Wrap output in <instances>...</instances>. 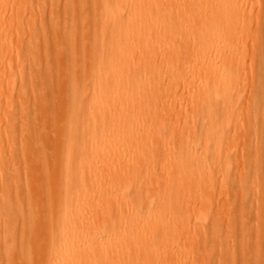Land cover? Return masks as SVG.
Instances as JSON below:
<instances>
[{
	"label": "bare ground",
	"instance_id": "6f19581e",
	"mask_svg": "<svg viewBox=\"0 0 264 264\" xmlns=\"http://www.w3.org/2000/svg\"><path fill=\"white\" fill-rule=\"evenodd\" d=\"M34 1L38 3L37 18L42 28L33 25L26 34V15L29 10H35ZM46 1L12 0L16 11L10 24L6 22L10 0L0 10V73L4 75L0 78V101H5L0 106V264H194L196 248L193 251L189 236L192 239L196 236L197 231L192 233L190 226L193 221L197 222L191 217L198 211L205 222L207 217L204 216L210 215L209 206L214 203H210L211 194L218 185L214 184V170L223 169L222 180L227 184L231 173L228 166L234 168L230 159L238 160L235 161L237 154L233 153L237 143L229 145L232 138L229 141L228 129L238 120L239 116L233 115L236 108L240 118L243 110L246 112V107L243 110L240 107V113L235 105L244 101H240V97H244L241 74L243 66L246 69L245 42L249 41L243 38L244 34L248 35L245 32L250 20L247 12L258 0H76V3L71 0L76 5L67 21H61L62 14L56 10L60 0H48L50 13L45 19L42 4ZM258 6L260 3L256 9L262 11ZM10 32L19 39L16 48H12ZM257 32L250 34L254 38L253 46L257 45L254 53L263 52L262 40L258 41L261 33ZM24 34L29 37L27 42L22 39ZM41 36L42 43L39 42ZM51 51L58 66L59 88L55 100L59 116L52 126L39 118L44 103L35 105L36 122L42 129L52 131L32 136L27 115L30 109L24 101L41 89V74L49 71ZM16 69L30 71V89ZM255 75L259 88L263 82L260 73ZM180 89L183 97L179 100L177 91ZM258 106L252 111L256 113ZM249 108V112H243L246 117ZM263 109L264 105L262 114ZM258 114L262 122L264 116ZM234 116L237 120L233 121ZM249 125L253 126L251 121ZM241 129L238 128V134ZM249 131H246L247 138ZM236 135L231 137L234 139ZM37 137L41 138V145ZM253 145L255 147V139ZM231 152L232 157L228 159ZM243 157H248L242 161L248 165L249 153H244ZM253 161L251 159V164ZM28 168L37 174L27 171ZM260 168L256 169L259 176L261 172L264 174ZM245 172L242 175L246 178ZM263 174L259 180L264 178ZM244 177L242 182L248 180ZM23 178L26 179L25 192L20 182ZM254 179L256 181V177ZM255 181L250 182L251 185L255 186ZM12 182L17 184L11 185ZM152 184L157 186V191L150 189ZM246 185L249 187V180ZM243 188L237 189L241 194V190L245 191L243 198L251 189H256L253 187L248 192L249 188ZM19 191L23 195L17 194ZM263 194L258 195L264 197ZM233 201L231 204L235 206ZM259 202L257 210L261 211L264 207L259 208ZM241 204V208L246 206V203ZM239 209L238 214L243 209L247 211L244 207ZM213 215L215 219L211 217L209 223L215 220L218 223L212 222L209 226H214L209 229L214 231L215 227L212 235L221 243L223 236L220 240L221 236L216 237L223 229L216 230L220 227V215L217 214L218 218ZM194 218L197 220L196 216ZM263 218L260 222H264ZM245 222L241 234L247 238L244 233L249 222ZM232 223H227L228 228L235 227L237 222ZM241 224L239 228L243 227ZM203 227L208 228L206 224ZM207 228L204 232L209 230ZM226 228V233L222 231L225 234ZM229 230L231 239L236 228ZM258 232L256 238L259 239ZM202 233L198 232L196 237L199 234L201 237ZM188 245H191L190 250ZM261 245L256 246L258 251L253 248L257 256L259 251L261 254ZM247 246L242 248L244 253ZM220 248L226 253L221 254V260L230 261L228 249ZM242 250V259L251 253L246 252L243 257ZM259 256L262 263L264 256ZM209 257L213 256L208 255L207 259Z\"/></svg>",
	"mask_w": 264,
	"mask_h": 264
},
{
	"label": "rangeland",
	"instance_id": "374dc122",
	"mask_svg": "<svg viewBox=\"0 0 264 264\" xmlns=\"http://www.w3.org/2000/svg\"><path fill=\"white\" fill-rule=\"evenodd\" d=\"M6 2H7V0H0V10L4 7V4H6ZM259 2L260 3V9H262V11H260L259 9V11L256 9L257 8V5H259V3L257 4V3ZM254 4H253V7H252V9L250 10V9H248V12H247V19H250L249 21L247 20V23H248V31H245V32H247L248 33V35H243V38H244V36L245 37H247L248 38V42H247V40H246V45H247V47H246V57H245V66H246V69H245V67L243 66V70H244V73L242 72V76H241V88H242V94L244 93V97L242 98V96L240 97V101H242L241 99H244V101H242L243 103H241V102H239L238 101V104L237 105H235L236 107H238V110H239V108H240V110H243L245 107V110H246V112H249V110L247 109L248 107H251V108H249L250 109V113H248V116L250 115L251 117V119H249V118H247L246 117V115H244V113L243 112H245L244 110H243V112L241 113L240 112V110H239V112L241 113V114H243V116L241 115V118H242V120H239V119H241L240 118V114H237L236 112H238V111H236V109L234 110L235 111V113H234V111H233V115H237V117H238V120H239V122H241V126H240V123L239 122H237L238 120L236 119V117H235V119H234V117H231V120H237V121H235L237 124H238V126H240V127H238V126H236V123L235 122H231L232 124V126H233V128L232 127H230L229 129H228V132H230V134L231 135H229V141H230V138H232L231 139V141H233L234 140V143L232 144L231 143V141H230V146L231 145H233L234 146V144L235 143H237V144H235L236 146H234L235 148L233 149V146H232V149L234 150L233 151V153H234V155H236V156H238L237 158H236V156H234L235 157V161L236 162H234V159L232 158V159H230V161H232L233 162V167L234 168H232L233 169V172L232 171H230V170H232L231 169V167H232V165L231 166H228V164H227V166L230 168L228 171L229 172H231L230 173V179L227 181V184H226V181L224 182L223 180H222V171H223V169H222V171L221 172H219L218 171V169L216 170H214V173H215V180H216V183H214V184H218L217 185V187L215 186V190L213 189V194H211V200H210V203L213 201L214 203H211L212 204V206H209V207H211V209H209L210 210V215H209V213H208V215H209V217H208V215L207 216H204V217H207V219H204V221L205 222H203L202 220H203V215L201 214V213H197L196 212V214L197 215H199V217L194 213L193 215H192V217H191V215H189L190 217H191V219L192 220H195L197 223H200L201 224V231H199V229L198 228H200V227H198L197 226V223H195L194 221L192 222V220L190 219V221L192 222V224H191V231H193L192 233H194V234H196V232L195 231H197V234H196V236L198 235V232H203L202 234H204V237L202 236V234H201V237L203 238V239H205V240H202V238L200 237V234H199V237H196L195 235H193L192 233H191V235H193V237H194V239H192L191 237L192 236H189V242H190V244H194L193 245V251H194V249H195V251H194V257H198V255H199V259L197 258H194V264H196V262H197V264H222L223 262V264H227L228 262H229V264H245V262H246V264H262V263H264V233H261V231L264 229V222L263 221H261L260 222V220H262L261 219V217L263 218L264 217V214H262V213H264V212H262V210L264 209V208H262V207H264L263 205H260V204H264V197L263 196H259L258 194H263L264 193V186H263V179L264 178H262V180H259L260 179V176H262V170H263V172H264V166H262V164L264 165V162H263V160H264V118L262 119L263 121L261 122V116L259 117V115L260 114H258V113H261V115H263L264 116V114H262V111H261V107L264 105V103H263V101H264V93L261 95V93H258V92H260L261 90H263V92H264V59H263V57H264V0H258V1H256ZM262 2V3H261ZM75 3H76V0H75ZM73 1H71V0H60V5L58 6V7H56V10L58 11V13L62 16V18H61V21H67V20H69V18H70V15L74 12V10H75V8H74V6L76 5ZM257 4V5H256ZM262 4V5H261ZM43 7H44V17H45V19H47V16H49V13H50V5H49V2H48V0L46 1V2H44L43 4ZM15 5H12V0H10V4H9V6H8V8H6L8 11H7V14H6V22H7V24H10V22L13 20V16H14V13H15V11H16V8L14 7ZM256 6V7H255ZM34 7H35V10H29L28 12H27V15H26V22H25V28H26V34H27V32H28V30H29V28L30 27H33V25H36L37 26V28H39V29H41L42 28V26H41V22H40V20L37 18V14H38V3L36 2V1H34ZM68 9V10H67ZM35 11V12H34ZM67 11H68V13H67ZM70 12V13H69ZM258 12H260V15L258 14ZM261 12H262V14H261ZM13 14V15H12ZM259 15V16H258ZM66 19H64V18ZM251 17V18H250ZM260 17V18H259ZM259 18V19H258ZM64 19V20H63ZM257 20H259V23H258V21ZM256 22H257V25H256ZM261 23V24H260ZM260 25H262L261 27H260ZM46 27V29H48L49 27L46 25L45 26ZM258 27V28H257ZM257 28V29H256ZM259 28H261V29H259ZM255 29H256V32L258 31L259 32V30H260V32L258 33L257 32V34H260L261 33V36L259 35L258 37H260V38H258L257 36H255V37H257L259 40L258 41H260V39L262 40V42L260 43L261 44V47H262V44H263V52L262 51H258L257 50V53H254V52H252V51H254L255 49H253V48H255L257 45H254L253 46V43L254 42H252V41H254V38H253V36L251 37V35L250 34H255L256 32H255ZM259 29V30H258ZM262 31V32H261ZM252 32V33H251ZM255 32V33H254ZM256 34V35H257ZM25 35V34H24ZM22 36V39H23V41H25V42H27L28 41V39H29V37H28V35H25V36ZM10 38L11 39H13V45H12V48H16L17 46H18V42H19V39L15 36V34H12V32H10ZM250 36V37H249ZM263 39H262V38ZM256 38V39H257ZM21 39V40H22ZM255 39V40H256ZM44 41V39L42 38V36L39 38V42L40 43H42ZM24 42V43H25ZM248 43V44H247ZM257 43V42H256ZM257 49V48H256ZM255 54V56H254V54ZM258 53L260 54V56H261V58H260V56H258ZM53 56H52V55ZM255 57V58H254ZM259 57V58H258ZM51 58V59H50ZM50 58H48L49 59V71H42V74H41V76H42V78H41V80H42V86H41V89L39 90V92L37 91H35L36 93L33 95V96H31V97H29V100L28 101H24V104H25V106L27 107V108H29L30 110H29V113H27V115H28V125H29V127L32 129V132H31V135L33 136V133L34 134H37V136H40L41 134H44V132H47V131H52L51 129H48V128H45V129H42V127L40 126V124L38 123V122H36V119H37V114H36V108H35V105L37 106L38 104H40L41 102H43L44 103V109L41 111V117H39V118H41L42 120H45V121H47V122H49L50 123V125H54V124H56V122H57V119H58V116H59V114H58V109H57V104H58V101L57 100H55L56 99V93H57V91H58V88H59V82H58V80H57V68H58V66L54 63L55 62V56H54V53L51 51L50 52ZM255 59V60H254ZM249 61V62H248ZM260 62V63H259ZM244 63H243V65H244ZM249 63H251V64H249ZM248 65V66H247ZM252 66V67H251ZM256 66V67H255ZM248 68V69H247ZM255 68L256 69H258L259 68V70L258 71H256L255 70ZM56 69V70H55ZM252 69H254V71L252 70ZM242 70V71H243ZM256 71V72H255ZM16 72H17V74L18 75H20L19 77H23V80L24 81H26V84H27V87L30 89V87H31V82H30V75H31V73H30V71L27 69V70H25V71H19L18 69H16ZM260 73V77H261V79H260V77H259V79L261 80V82H263V84H259L260 86H259V88H258V85H257V83L256 82H258V78H257V76L255 75V73ZM17 75V76H18ZM4 75H3V72H1L0 73V78H2ZM256 76V77H255ZM18 77V78H19ZM253 78H255V81L253 82ZM260 80H259V82H260ZM252 82L254 83L253 84V86H252ZM19 83H20V81H19V79H17L16 80V84L17 85H19ZM46 85V86H45ZM255 85V86H254ZM261 86H262V88L263 89H261ZM253 87V88H252ZM253 91H252V90ZM181 91V89L180 90H178L177 91V94L178 93H180V95L178 94V97H179V100L183 97V95L181 94L182 92H180ZM252 92V93H251ZM46 93V94H45ZM251 95V96H248V95ZM35 95H36V97H35ZM182 95V96H181ZM17 96V95H16ZM260 96H262L261 97V99H260ZM248 97L250 98L249 99V101H248V103L249 102H251V103H247V99H248ZM251 97H254V98H251ZM45 99V100H44ZM254 99V100H253ZM263 99V101L261 102L260 100H262ZM251 100V101H250ZM253 100V101H252ZM254 102V103H253ZM261 102V103H263L262 104V106H261V103H260V105H259V103ZM240 103H241V106H239L240 105ZM245 103V104H244ZM246 103H247V105H248V107H247V105H246ZM256 103V104H255ZM3 104H5V101H0V106L2 107L3 106ZM250 104H251V106H250ZM244 105V106H243ZM246 105V106H245ZM253 105H254V108H253ZM259 105V106H258ZM257 106L259 107L258 109H257V112L255 113L254 111H252L253 109L254 110H256V108H257ZM235 108V107H234ZM258 110H259V112H258ZM245 112V113H246ZM263 113H264V109H263ZM256 114L258 115V117L256 116ZM232 115V116H233ZM245 116V117H244ZM255 116V117H254ZM257 117V118H256ZM243 118H247V120L245 119H243ZM254 118H255V120H254ZM256 119H258V120H256ZM244 120V122L246 121V123L245 124H243V126H242V123H244V122H242ZM250 121H251V125H253L254 124V121L256 122V124H254L252 127L249 125V123H250ZM235 124V125H234ZM248 125V126H247ZM255 125L257 126V128L255 127ZM261 125V126H260ZM51 126V127H52ZM236 126V129H234V127ZM246 126H247V128H246ZM245 127V128H244ZM249 127H251V128H249ZM262 129H261V128ZM238 128L240 129V128H242L241 129V131L239 132V134H238ZM252 128H254V130H255V132H254V130L252 131ZM232 129V130H231ZM246 129V131H247V133H248V131H249V129L253 132V135L251 134L252 132H250V134H249V137L247 138V134H246V131L244 132V130ZM258 129V130H257ZM260 129L262 130L261 132H260ZM40 130V131H39ZM44 130V131H43ZM237 131L236 133H234V131ZM256 130H257V132H256ZM233 133H232V132ZM257 133V134H256ZM235 134H237L236 136H237V138H236V136H235V138L233 139V137H231V136H234ZM262 134V135H261ZM252 137V139H251V137ZM255 136V137H254ZM262 136V137H261ZM244 137V138H243ZM3 138H5L4 137V135H3ZM241 138V139H240ZM250 138V139H249ZM262 138V139H261ZM41 138L40 137H37L36 138V140H38V143L41 145L42 144V141L40 140ZM246 139H248V140H246ZM254 139H255V147H254ZM256 139H258L257 141V143H256ZM262 140V144H261V140ZM4 140H6V139H3V141ZM241 141H242V143H241ZM249 142V143H247V142ZM252 141V142H251ZM260 141V142H259ZM36 144L37 146H39V144ZM253 143V144H252ZM247 145V146H246ZM262 146V148L261 147H259V146ZM250 146V149H248V150H251L253 147H254V149H252L251 151L252 152H248L247 151V149H246V147H249ZM48 148H50V145L48 146ZM242 148V149H241ZM260 148H261V150H260ZM232 149H231V151H232ZM246 150V152H244ZM253 150H254V152L256 153L255 155H254V152H253ZM260 151V153H258V152ZM261 151H262V153H261ZM244 153H249V158L250 159H248V160H250V163H248V165H247V163H245V162H242L245 158H248V157H243L244 156ZM252 153V154H251ZM257 153L258 154H260V156L259 155H257ZM261 154H262V156H261ZM254 155V156H253ZM21 156V155H20ZM245 156H246V154H245ZM247 156H248V154H247ZM256 156V157H255ZM232 157V152H231V156H228V159L229 158H231ZM252 157V158H251ZM259 157V159L258 160H256L255 162L253 161V160H255V159H257ZM262 157V159H260ZM243 158V159H242ZM240 159V160H239ZM251 159H252V161L254 162H252V164H251ZM246 161V162H249V161ZM262 160V164H261V161ZM260 162V163H258V162ZM229 162V161H228ZM232 162H230V164H232ZM238 163V164H237ZM256 163V164H255ZM229 164V165H230ZM246 165V167L244 168V172H245V170L246 171H248V173L247 172H245V174L247 173V175L250 177H246V178H248V180H249V187H248V185H246V183H248V180L247 181H245L244 180V182H242L243 181V179H242V177H244L242 174L244 173H241L240 171L243 169V167H244V165ZM258 164V166H255V165H257ZM260 164V165H259ZM251 169H250V168ZM260 168L259 170H261L260 172L262 173H260V176H259V171H256V169H258V168ZM263 167V168H262ZM250 169V171H249V169ZM252 168H255V171L257 172H255L254 171V169H252ZM23 170H25V169H23ZM253 170V171H252ZM27 171H29V172H32L29 168L27 169ZM216 171H218L219 173H218V175H216ZM35 174H37V172L36 171H33ZM254 172V173H253ZM221 173V176H219V174ZM234 173H235V175H234ZM240 173H241V175L242 176H239L240 175ZM256 173V174H255ZM244 174V175H245ZM256 175V176H255ZM264 175V174H263ZM217 176H219V178L217 177ZM234 176H236V178L234 177ZM246 176V175H245ZM253 176H255L256 177V181H255V177L254 178H252ZM232 177V178H231ZM239 177H241V179L242 180H240V178ZM264 177V176H263ZM217 178H218V182L219 183H217ZM234 178H235V180H234ZM238 178V179H237ZM245 177H244V179H246ZM25 178H23L20 182H22V185H23V189H24V191L23 192H25V188H24V186H25V181H26V179L24 180ZM254 179V180H253ZM234 180V181H233ZM252 180V181H251ZM223 181V183H225L224 185V188H225V191L223 190L224 188H223V183H221L220 184V182H222ZM241 181V182H240ZM253 181H255L254 182V184H255V186L253 185H251V183L250 182H252L253 183ZM262 181V183H260V182ZM229 183V184H228ZM242 183H244L243 185H242ZM16 185L17 184V182H12L11 183V185ZM231 184H233V185H231ZM238 184H240L239 186L240 187H238ZM261 184H262V187H261ZM226 185H228V186H226ZM230 185H231V188H233V191L235 192H233L235 195H239L238 197L237 196H235V195H233V193H232V190L230 189ZM242 185V186H241ZM247 187H246V186ZM257 185V186H256ZM260 185V186H259ZM245 186V187H244ZM58 186L57 185H55V188H57ZM245 189H244V188ZM253 187H256V189L254 190V188ZM14 188V187H13ZM239 188V190H240V188L242 189H244V190H246V188H249V190H246V191H248V192H250V189L251 188H253V190L251 189V193H248L247 195H246V197H242V194L244 195V193H245V191H243V190H241L242 191V194H241V192L239 191V190H237ZM260 188H262L263 190V192L260 190ZM150 189L153 191V192H155V191H157V186L155 185V184H152L151 185V187H150ZM235 189V190H234ZM12 190H14V189H12ZM227 190V191H226ZM231 192H230V191ZM237 190V191H236ZM260 191V193H259V191ZM224 191V192H223ZM240 192V194H239V192ZM255 191H257V194L255 193ZM23 192H21V191H19V192H17V194H19V195H23ZM222 192V193H221ZM228 192H229V195H230V197L228 196ZM237 192H238V194H237ZM253 192H254V194H253ZM223 193H224V195H223ZM216 195V196H215ZM227 195V197H225ZM256 195V196H255ZM264 195V194H263ZM232 196H234V198L233 199H236V201H233V199H232ZM241 196V197H240ZM249 196V197H248ZM212 197H213V200H212ZM255 197H256V199H255ZM257 197H258V199H257ZM226 198V199H225ZM229 198H230V200H229ZM240 198L242 199V200H240ZM246 198H247V200H246ZM254 199V201H253V199ZM229 200V201H228ZM238 200V201H237ZM240 200V201H239ZM244 200H246V201H244ZM251 200V201H250ZM260 201L259 202V208H260V206H261V211L260 210H257L258 208V206H257V202L258 201ZM225 201H227V202H225ZM232 201L234 202V203H236L235 204V206H232ZM241 201H242V204H245L246 203V206H243L242 204H241ZM253 201V205H254V207H252L253 205H252V203H250V202H252ZM241 204L244 208H246L247 209V211H245V209H243V211L240 213V214H238V213H236V212H238V209H239V207H237L239 204ZM209 203V205H211ZM234 203H233V205H234ZM214 204V205H213ZM238 204V205H237ZM252 205V206H250L249 207V205ZM219 205V206H218ZM229 208H228V207ZM232 206V209H233V207H235V209L234 210H230V207ZM240 206V205H239ZM213 207V208H212ZM216 207V208H215ZM220 207V208H219ZM242 207V208H243ZM242 208H241V206H240V209L239 210H242ZM255 208H256V210H255ZM217 209H219L220 210V212H219V210H217ZM250 209V212L248 211ZM212 211H217L216 213L215 212H212ZM227 211H228V213H227ZM233 211H235L234 213H235V216H234V213H233ZM248 212V214L246 213L245 214V212ZM255 211V212H254ZM257 211L260 213H257ZM264 211V210H263ZM223 212V213H222ZM240 212V211H239ZM219 213V215H220V218H219V220L221 221L219 224V226L220 227H218V228H216V230L217 229H220L221 227L223 228L222 229V231L223 232H225L226 233V231H225V227L227 226V230H228V232H227V234H225V233H223L222 231H221V229H220V234H219V231L217 232V234H216V232H215V234L217 235L216 237H218V235L219 236H221V237H219V240H220V238H222V236H223V238L226 240V242L225 241H223L224 239L222 238L220 241H221V243L220 242H217L218 241V239L216 240V238L212 235V232H214L215 231V227L214 228H212V229H214V231H212V230H210L209 228L210 227H213L212 225H210L209 226V224H213L212 222H214V221H212L211 223H209L211 220L210 219H212L213 217V219H215V216L213 215V214H215L216 215V217L218 218V216H217V214ZM201 214V215H200ZM212 214V215H211ZM242 214V216L244 217H247L246 219H244V218H241L242 216H238V215H241ZM245 214V215H244ZM254 214H256V217L258 216V214L259 215H261V217H260V219H258L259 217H257V218H255V215ZM237 215V216H236ZM246 215H248V216H246ZM250 215V216H249ZM193 216L195 217L196 216V218H197V220L194 218L193 219ZM200 216H202L201 217V219L200 220H198V218H200ZM221 216H222V218H221ZM189 217V218H190ZM212 217V218H211ZM236 219H238V220H236ZM208 218H209V221H208ZM223 219V220H222ZM230 219V220H229ZM243 219L246 221L247 220V222H249V224H251V226H249V224L247 223V228H248V230H247V228H246V230L248 231H246L248 234H250V236L245 232L244 234H246L247 235V238H246V236L244 237L242 234H241V232H243V230H244V223L246 224V222L244 221L243 222ZM256 219H258L259 221V223L257 222V220ZM264 219V218H263ZM206 220L208 221V222H206ZM219 220H217V221H219ZM231 220H232V222L233 221H235V227H232L233 225H230L229 226V228H233V230L236 228V233H235V230H234V233L231 231V234H232V236H231V234H230V236H231V239H230V237H229V233H230V230H229V228H228V224H231L232 222H231ZM255 220V221H254ZM202 222H203V224H202ZM243 222V224H241ZM254 222V223H253ZM263 222V223H262ZM195 223V224H194ZM208 223V224H207ZM215 223H218V222H216V220H215V222H214V224ZM228 223V224H227ZM258 223V224H257ZM190 224V223H189ZM200 224H198V225H200ZM205 224H206V226H208V228L207 227H203V226H205ZM233 224V223H232ZM240 224L241 225H243V227L241 226L240 228H239V226H240ZM203 225V226H202ZM221 225H223V226H221ZM236 225H238V227L236 226ZM258 225H259V227H258ZM196 226V227H195ZM245 226V227H246ZM263 226V227H262ZM198 227V228H197ZM257 227H258V229H257ZM261 227V228H260ZM196 228L198 229V230H196ZM203 228V229H202ZM204 228H207V229H209V230H205L206 232H204ZM263 228V229H262ZM262 229V230H261ZM203 230V231H202ZM258 230H259V232H258ZM261 230V231H260ZM258 232V237H260L259 239L258 238H256V233ZM262 232H264V230L262 231ZM210 235H209V234ZM240 233V234H239ZM259 233H260V235H259ZM207 234V235H206ZM209 235V236H208ZM242 235V236H241ZM215 238V240H216V242H213V240H214V238ZM253 236H254V238H253ZM208 237V238H207ZM249 237V238H248ZM195 238H196V240H195ZM197 238H199V239H197ZM201 238V239H200ZM213 238V239H212ZM256 238V239H255ZM230 239V240H229ZM254 239V241H252ZM191 240H192V242H191ZM197 240H199V243L197 242ZM214 240V241H215ZM234 240V241H233ZM242 240H243V243H241L242 242ZM245 241V242H244ZM261 241V242H260ZM194 242V243H193ZM205 242H206V244H205ZM236 242V243H235ZM263 242V243H262ZM204 243V244H203ZM217 243V244H216ZM223 243H224V245H223ZM226 243V244H225ZM254 243V244H253ZM258 243V244H257ZM262 245H261V244ZM198 244V245H197ZM202 244V245H201ZM209 244H211V246L209 245ZM212 244H214L213 246H212ZM216 244V245H215ZM219 244V245H218ZM245 244H247L248 246L245 248L247 251L246 252H251L250 254H248V255H246L245 253H244V251L242 250V248L243 247H245ZM262 246L261 247V254L263 255V256H259V255H261V254H259L260 253V251H259V253H258V256H259V258L261 257H263L262 259L263 260H261L262 261V263H260L259 262V259H258V256H257V252H256V254H254L253 253V248H254V250L255 251H258L257 249L258 248H260V245ZM226 245V246H225ZM228 245H232L231 247H229ZM241 245H244L243 247H241ZM253 245L255 246V247H253ZM189 246V250H190V248H191V245H188ZM210 246V247H209ZM220 246L221 247H223V249H224V251H226L227 249V253H229L228 255L230 256L229 258H230V261H227V258H225V260L227 261V263H226V261H224L223 259L221 260V258H222V255L221 254H224L225 252H221V248H220ZM228 246V247H227ZM234 246H235V248H234ZM258 248H257V247ZM195 247V248H194ZM208 248V249H207ZM213 248V249H212ZM231 249V250H230ZM235 249V250H234ZM240 249V250H239ZM250 249H251V251H250ZM215 252H214V251ZM218 250V251H217ZM220 250V251H219ZM233 250V251H232ZM241 250H242V252L244 253L243 254V257L246 255V257H244L245 258V260H244V258L242 259L241 257H242V253H241ZM232 251V252H231ZM235 251H236V254H234L235 253ZM219 252V253H218ZM197 253H199V254H197ZM230 253H231V255H230ZM241 253V254H240ZM195 254L197 255V256H195ZM212 254V255H211ZM208 255H210V256H213L212 258H210L209 257V259H207V257H208ZM217 255H219V256H217ZM225 255H226V253H225ZM233 255H235L236 256V259L234 258V256ZM249 255H250V257H249ZM255 255H256V257H255ZM203 256H206L205 258H203ZM215 256H217V258L215 257ZM220 256H221V258H220ZM224 256V255H223ZM233 256V257H232ZM253 256V257H252ZM202 257V258H201ZM215 258V259H214ZM231 258H232V261H231ZM233 258H234V263H233ZM196 259V260H195ZM211 259V260H210ZM213 259L214 260H216V259H218V260H216V261H213ZM205 260V261H204ZM207 260L209 261V262H207ZM254 260V261H253ZM255 260L258 262V263H255ZM220 261H223V262H220ZM245 261V262H244ZM199 262V263H198ZM218 262H220V263H218ZM243 262V263H242ZM248 262V263H247Z\"/></svg>",
	"mask_w": 264,
	"mask_h": 264
}]
</instances>
